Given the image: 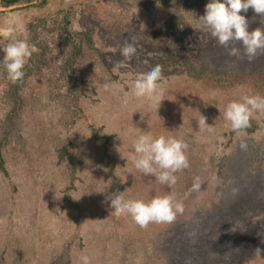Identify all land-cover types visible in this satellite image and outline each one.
<instances>
[{"label": "rangeland", "instance_id": "374dc122", "mask_svg": "<svg viewBox=\"0 0 264 264\" xmlns=\"http://www.w3.org/2000/svg\"><path fill=\"white\" fill-rule=\"evenodd\" d=\"M207 3L209 0H31L0 13V27L10 17H22L25 32L19 38L26 40L31 36L30 26L46 20L45 27L37 28V36L51 49L50 63L58 66L66 46L53 21L73 10L72 29L78 28L85 9L95 27L97 48L77 65L85 83L76 113L66 106V87L60 89L53 67L45 66L28 80L19 133L4 150L8 174L0 173V264H52L65 250L69 255L62 264H81L82 254L90 257L91 264H172L165 246L172 223L141 228L131 216L111 214L110 198L120 193L109 189L93 126L112 136L109 149L119 160L116 172L126 200L149 201L172 192L187 205L192 197L185 198L188 192H178L177 185L155 188V175L153 179L147 175L145 185L152 197L136 190L146 178L131 159L134 142L142 134L183 139L188 143L189 163L196 160L201 169L209 163L220 169L234 148L248 144L264 160V130L251 137L234 136L224 115L228 103L243 95L264 96V78L258 84L246 79L250 72H264V53L252 62L228 55V49L202 26L199 17L205 14ZM246 17L249 31L264 28V19L252 9ZM6 40L0 37V45ZM125 43H133L136 54L117 68V62L124 59L120 48ZM156 64L163 67L160 94L136 97L135 79ZM229 70L239 72L243 79L232 76L226 86L215 88L195 78L201 71L225 74ZM7 89L8 76L0 68V124L11 108ZM201 115L213 131L200 130ZM252 118L264 120V111H254ZM63 144H71L75 154L74 178L67 164L58 161L57 149ZM184 176L190 181L191 175ZM257 187V195L261 194L255 199L260 206L239 215V223L230 230L241 236L225 239L219 249L203 254V235L195 264H264V189ZM214 194L210 189L199 191L189 203V218L203 216ZM238 209L236 214L243 211ZM227 214L224 221H230Z\"/></svg>", "mask_w": 264, "mask_h": 264}, {"label": "trees", "instance_id": "16d2710c", "mask_svg": "<svg viewBox=\"0 0 264 264\" xmlns=\"http://www.w3.org/2000/svg\"><path fill=\"white\" fill-rule=\"evenodd\" d=\"M30 1L0 0L1 7L3 8L0 10V13H4L8 9H15L19 5H27ZM74 14L73 10L65 11L60 19L53 21L55 24L54 29L59 30L60 38L63 39L66 46V54L63 56L62 63L58 66H53L50 63L49 54L51 49L44 42L40 41L37 36V28L39 26L45 27L47 21L42 19L38 24L30 26L31 36L27 41L36 46L37 52L33 54L28 65H26V74L22 81L13 83L8 79L6 97L11 103V108L6 118L1 122L2 126L0 124V173L8 174L4 150L10 143L11 137L14 134L17 135L20 130L19 120L26 108L24 89L27 86L28 80L42 72L45 66L54 68V72L59 77L56 81L59 82L60 89L63 86L66 87L64 96L69 98L68 103L65 102L66 106L72 108V112H77V105L80 101V90L85 83L84 77L78 72L77 65L89 52L95 51L97 48L95 27L85 14V9L81 10L78 20L79 27L72 29L75 20ZM9 42V40H6L0 45V48H3ZM3 55L4 53L0 50V61H2ZM0 68H4L2 63H0ZM198 74L195 78L206 80L208 81L207 83H212L209 85L216 88V85L226 86L225 83L228 82L229 78L239 75V72L229 70L225 74H210L209 72L201 71ZM239 76H241L239 79L242 80L243 76ZM261 78H264V72L255 71L247 74L246 79L249 82L252 81V83L258 84L257 81L261 80ZM73 103L75 104L74 106ZM261 130H264V120L258 121L252 118L251 127L241 130L239 133L234 131L232 133L234 136L251 137ZM92 135L99 144L100 161H102V165L107 169L110 191L116 193L123 192L125 187L116 172L119 160L113 156L109 149L112 136L103 134L101 129L95 126L92 127ZM248 145L241 146L242 149L234 148L226 157L220 169H215L212 163L207 164V166L205 165L201 169L200 163L193 160L190 161L188 168L176 172L177 182L175 185L179 188L178 192H189L195 178L199 177L203 181L201 191L202 189H210L211 193L215 192V194L211 200L213 201L211 207L204 211L203 216L196 215V217L189 218L191 215L189 203H192L193 199L198 195V192H191L192 197L189 203L184 205L183 214H178L175 222L169 227L171 231H169V240L167 239L165 246L169 255V262L172 264H195L196 260L194 259L199 257L198 253L201 249L204 250L203 254H206V251L214 250L216 247L219 249L220 243H223L225 239H237L238 237L235 236H241L239 233L231 232L230 230L236 228V225L239 223L237 220L239 215L243 216L260 206L258 203L256 204L255 199L256 196L261 194L260 191L259 195H257V190H259L257 186H262L261 189H264V160L262 161L261 156H258V150H254L253 146H250L252 147L251 149ZM70 146L71 144L61 145L57 149V157L60 163L67 164L70 176L74 178L77 166L74 151H72ZM249 169H251L252 173L249 172ZM187 171L191 175L190 181H186V177L184 176L188 175ZM152 177L153 175H150L151 179H153ZM147 179L146 175L145 182L141 181L142 185H138L136 190L141 194L147 193L146 195L150 198L153 194L145 187V185H148L146 184ZM215 182L217 183L212 184ZM153 186L161 190H165L168 187V185L161 184L157 180H155ZM234 188L236 189L235 192H233ZM242 202L243 204H239ZM238 207L243 211L236 214V211H239ZM224 214L225 216L227 214L230 221L222 219ZM221 219L223 222H220ZM211 231L214 232L211 234ZM207 232L208 236L206 235ZM203 235L204 238L201 241L200 248L199 240H201ZM68 255L69 252L65 250L57 260H53L52 264H62Z\"/></svg>", "mask_w": 264, "mask_h": 264}, {"label": "clouds", "instance_id": "9594fccd", "mask_svg": "<svg viewBox=\"0 0 264 264\" xmlns=\"http://www.w3.org/2000/svg\"><path fill=\"white\" fill-rule=\"evenodd\" d=\"M249 9L264 19V0H209L205 6V14L199 18L202 26L210 31L219 45L228 49V55L246 57L252 62L258 54L264 53V28L258 27L249 31V21L246 17ZM24 32L25 24L20 16L8 18L5 25L0 27V37L10 41L0 48L4 53L0 63L3 64L8 79L13 83L23 80L26 74L25 67L37 52L35 45L24 38H19ZM135 54V45L125 43L120 48V55L124 59L118 61L115 67H124L125 62L130 61ZM162 74L163 67L160 64L140 74L133 85L135 96L153 98L160 94L159 82L162 80ZM254 111H264V96L243 95L239 100L228 103L224 115L231 122L232 130L239 133L251 127ZM206 121L207 118L201 115L198 119L200 130L213 131V126ZM187 149L188 143L183 139L165 135L154 138L150 134H142L134 142V155L131 159L136 170L145 175H155L159 183L171 187L177 182L175 173L189 167ZM117 150L121 153L119 148ZM121 155L124 158L122 153ZM85 162L89 163L87 160ZM202 184L203 181L196 177L185 198L193 191H201ZM235 191L234 188L233 192ZM110 200L111 214L114 212L118 217L131 216L141 228H147L150 223L171 224L175 222L178 214L184 212L183 201L178 200L172 192L157 195L149 201L143 198L126 200L123 193L113 196ZM79 259L81 264H91L87 254H82Z\"/></svg>", "mask_w": 264, "mask_h": 264}, {"label": "crops", "instance_id": "0c3cea01", "mask_svg": "<svg viewBox=\"0 0 264 264\" xmlns=\"http://www.w3.org/2000/svg\"><path fill=\"white\" fill-rule=\"evenodd\" d=\"M20 6V5H19ZM0 9H3L2 7H1V4H0Z\"/></svg>", "mask_w": 264, "mask_h": 264}]
</instances>
